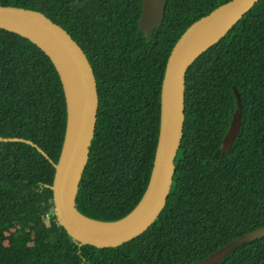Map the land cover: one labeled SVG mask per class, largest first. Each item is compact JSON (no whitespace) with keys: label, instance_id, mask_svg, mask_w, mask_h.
I'll return each instance as SVG.
<instances>
[{"label":"trees","instance_id":"trees-1","mask_svg":"<svg viewBox=\"0 0 264 264\" xmlns=\"http://www.w3.org/2000/svg\"><path fill=\"white\" fill-rule=\"evenodd\" d=\"M228 0H166L161 24L138 27L141 0H0L44 12L85 51L97 80L96 129L79 211L112 221L141 199L157 145L170 51L196 19ZM96 10L98 12H92ZM241 93L240 133L223 138ZM63 85L49 56L0 28V264H188L264 225V0L185 76V121L166 205L143 234L117 247L79 244L57 221L55 162L65 134ZM48 217V222L46 218ZM218 264H264V236Z\"/></svg>","mask_w":264,"mask_h":264},{"label":"water","instance_id":"water-1","mask_svg":"<svg viewBox=\"0 0 264 264\" xmlns=\"http://www.w3.org/2000/svg\"><path fill=\"white\" fill-rule=\"evenodd\" d=\"M74 1V0H71ZM259 0H228L193 21L180 35L168 56L161 85L160 124L153 166L147 187L137 205L125 216L112 220L89 217L77 207L78 190L89 159L99 106L97 80L90 61L70 33L32 8L0 4V28L28 38L51 59L60 76L67 107V120L60 156L53 163L55 173L52 201L57 221L79 244L98 248L117 247L143 234L166 205L175 160L185 121V76L188 67ZM166 0H143L139 26L149 36L162 22ZM236 109L223 138L221 150L227 151L240 133L243 103L233 86ZM1 140H32L22 137ZM264 236V225L246 232L206 257L188 264H218L238 244Z\"/></svg>","mask_w":264,"mask_h":264},{"label":"flooded vegetation","instance_id":"flooded-vegetation-1","mask_svg":"<svg viewBox=\"0 0 264 264\" xmlns=\"http://www.w3.org/2000/svg\"><path fill=\"white\" fill-rule=\"evenodd\" d=\"M74 1H76V0H74ZM142 2H143V0H141L140 14H141V9H142ZM92 12H98V11H96V10H92ZM139 18H140V15H139ZM138 27H139L140 29H142V28L139 26V19H138ZM142 30H143V29H142Z\"/></svg>","mask_w":264,"mask_h":264},{"label":"rangeland","instance_id":"rangeland-1","mask_svg":"<svg viewBox=\"0 0 264 264\" xmlns=\"http://www.w3.org/2000/svg\"><path fill=\"white\" fill-rule=\"evenodd\" d=\"M46 221L48 222V217L46 218Z\"/></svg>","mask_w":264,"mask_h":264}]
</instances>
